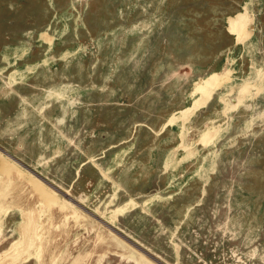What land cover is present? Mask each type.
I'll return each mask as SVG.
<instances>
[{
	"label": "rangeland",
	"instance_id": "rangeland-1",
	"mask_svg": "<svg viewBox=\"0 0 264 264\" xmlns=\"http://www.w3.org/2000/svg\"><path fill=\"white\" fill-rule=\"evenodd\" d=\"M13 174L1 263L264 264V0H0Z\"/></svg>",
	"mask_w": 264,
	"mask_h": 264
},
{
	"label": "bare ground",
	"instance_id": "bare-ground-1",
	"mask_svg": "<svg viewBox=\"0 0 264 264\" xmlns=\"http://www.w3.org/2000/svg\"><path fill=\"white\" fill-rule=\"evenodd\" d=\"M20 171H22V170H20ZM18 180H23V179L20 178L19 175H17V174H13L12 176L11 175H5V176L3 175V177H0V210L3 209L6 204H8V203L12 204V203L19 202V200L21 199V194H19V195L16 194V191L20 187V184L19 185L17 184ZM1 188H2V190H1ZM38 193H36L37 196H41L42 198H45V196H42V195H40ZM59 209L61 211H64V209H62V208H59ZM23 217H24V221L21 224L22 226H21V231H20V234H21L20 240L24 241L26 243L31 242L32 244H30V245H33L34 247H36V245L38 244V241H44L43 239L45 237V233H46L45 230L46 229H44L43 227H41V226H39L37 224L30 225V223L33 220L31 216H26V214L23 213ZM0 221H1V219H0ZM48 221L50 222V219ZM21 244H22V242L15 243L14 247H15V250H18V252L13 251L11 253L13 255L8 256V257H10V259L12 260V263H14V264H19L20 263L19 261L21 260V258H23V255L30 253V251L26 252L27 251L26 248H21L20 249ZM42 247L40 248L41 250H42ZM41 250H39L38 254L36 255L38 258L41 255ZM16 254H18V255L21 254V258H19ZM0 264H4V263L0 262Z\"/></svg>",
	"mask_w": 264,
	"mask_h": 264
}]
</instances>
